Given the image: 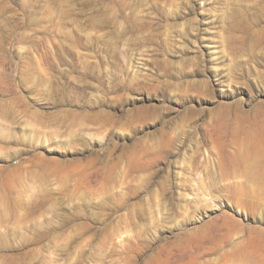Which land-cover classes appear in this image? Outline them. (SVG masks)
<instances>
[{
	"label": "rangeland",
	"instance_id": "rangeland-1",
	"mask_svg": "<svg viewBox=\"0 0 264 264\" xmlns=\"http://www.w3.org/2000/svg\"><path fill=\"white\" fill-rule=\"evenodd\" d=\"M0 264H264V0H0Z\"/></svg>",
	"mask_w": 264,
	"mask_h": 264
}]
</instances>
